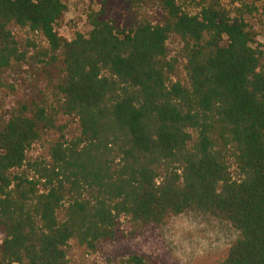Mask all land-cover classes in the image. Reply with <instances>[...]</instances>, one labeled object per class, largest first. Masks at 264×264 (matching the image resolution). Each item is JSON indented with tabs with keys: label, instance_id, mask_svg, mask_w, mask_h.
<instances>
[{
	"label": "trees",
	"instance_id": "1",
	"mask_svg": "<svg viewBox=\"0 0 264 264\" xmlns=\"http://www.w3.org/2000/svg\"><path fill=\"white\" fill-rule=\"evenodd\" d=\"M96 1L89 31L66 40L61 0H0V87L27 59L47 78L38 99L0 106V264H68L71 245L93 253L190 210L238 232L217 264H264V51L250 23L264 11ZM140 3L153 18L132 11ZM16 29L47 46L22 45ZM42 141L46 155L29 159Z\"/></svg>",
	"mask_w": 264,
	"mask_h": 264
},
{
	"label": "rangeland",
	"instance_id": "2",
	"mask_svg": "<svg viewBox=\"0 0 264 264\" xmlns=\"http://www.w3.org/2000/svg\"><path fill=\"white\" fill-rule=\"evenodd\" d=\"M254 2L264 11V0H246ZM65 12L55 25L58 36L71 40L75 34L89 31L87 15L98 9L96 0H61ZM137 9L132 7L139 17L146 15L153 18L155 7L140 3ZM125 16L123 6L118 9ZM122 11V12H121ZM123 18V17H122ZM257 33L256 41L264 51V14L250 21ZM22 45L35 44L45 48L46 42L37 34L27 30H14ZM169 56L178 57L179 44L175 38L167 42ZM30 55L35 54L29 51ZM41 65L27 59L24 63L13 64L2 74L0 87V106L11 108L19 101L38 99L47 92V78ZM179 80L185 82L181 61L177 65ZM65 123L59 119L58 124ZM45 143L33 145L28 151V158H41L46 155ZM122 228L128 231L130 226L122 220ZM238 238V232L228 223L214 219L196 210L187 211L178 216L167 218L162 224L143 229L137 237L103 244L90 253L83 248L71 245L67 249L68 264H125L131 255H138L151 264H217L222 261L229 246ZM2 236L0 234V241Z\"/></svg>",
	"mask_w": 264,
	"mask_h": 264
}]
</instances>
